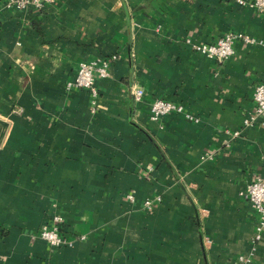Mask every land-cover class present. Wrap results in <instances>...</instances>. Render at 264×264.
I'll list each match as a JSON object with an SVG mask.
<instances>
[{
    "label": "crops",
    "instance_id": "1",
    "mask_svg": "<svg viewBox=\"0 0 264 264\" xmlns=\"http://www.w3.org/2000/svg\"><path fill=\"white\" fill-rule=\"evenodd\" d=\"M7 2L0 264H264V230L255 242L257 217L240 195L264 175V115L243 125L264 82V13L235 0ZM228 32L256 42H236L221 62L187 42ZM113 54L97 96L66 87L80 62ZM155 99L182 112L151 120ZM53 225L70 243L39 237Z\"/></svg>",
    "mask_w": 264,
    "mask_h": 264
},
{
    "label": "built area",
    "instance_id": "2",
    "mask_svg": "<svg viewBox=\"0 0 264 264\" xmlns=\"http://www.w3.org/2000/svg\"><path fill=\"white\" fill-rule=\"evenodd\" d=\"M56 0H8L7 6L18 10H25L28 6L34 8H41L45 4L54 3ZM241 6H247L258 12L264 13V0H235ZM192 49L200 54L217 61H224L234 54V44L242 42L244 44H252L255 41L251 36L241 32H228L220 36L214 43H197L187 40ZM118 55L113 54L108 58H97L90 61H82L79 63L75 75L66 82V87L70 88H84L90 91L95 97L97 96V88L95 86L96 78H106L109 76V68L111 64L117 59ZM133 99L140 101L144 96V89L140 86H135L131 89ZM253 108L243 120L245 127L252 125L260 116L264 115V82L255 86L253 92ZM150 118L151 120H158L161 116L171 112H182L180 105L164 99H155L150 104ZM190 117V115H186ZM240 131L232 132V136L237 137ZM208 156V155H206ZM240 195L245 198L251 205L256 217L257 224L255 227L254 241L257 242L261 238L264 230V175L256 176L250 181L246 187L240 191ZM127 198L133 200L132 194H128ZM156 197L155 200H158ZM144 206L150 208L152 200H145ZM61 220L60 217L55 216L54 222ZM39 237L45 240L51 247H60L64 244L70 243L66 241L57 230V226L52 227L42 226L39 231ZM250 257L240 255L235 261L227 264H249Z\"/></svg>",
    "mask_w": 264,
    "mask_h": 264
}]
</instances>
